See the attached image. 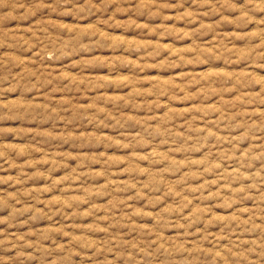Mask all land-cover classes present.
I'll return each mask as SVG.
<instances>
[{
  "label": "clouds",
  "instance_id": "1",
  "mask_svg": "<svg viewBox=\"0 0 264 264\" xmlns=\"http://www.w3.org/2000/svg\"><path fill=\"white\" fill-rule=\"evenodd\" d=\"M194 2L198 5H211L213 10H215V4H218L221 9L237 12L233 23H241L245 27L256 23L257 30L248 32L247 36L255 37L261 43L250 47L248 55L253 60L256 57L264 59V27H261L264 25V20L255 21L258 12L264 13V0H245L242 8H236L232 0H215V4H212V0H194ZM120 3L121 0H100L99 4L96 0H28V3H23V0H0V10H7V16L4 18L8 20L24 21L27 16L33 15V9L42 11L44 14L72 19L74 16L87 14L93 10L102 12L113 4L119 7ZM153 6H156V0H138L136 8L131 10L146 12ZM21 7L24 9L23 14L14 15L20 12ZM177 18L187 19L189 23H192L195 20V14L185 13ZM108 23L114 27H124L128 22L110 18ZM205 27L207 26L201 24V28ZM21 31L25 30L0 28V49L8 50V54L0 55V120L18 124L33 120L44 126L41 132L43 139L63 142L66 147L75 145L73 151L122 150L131 155L126 159H110L104 155L100 157V161L87 160L84 164L78 162L81 168L102 162L104 171L103 173L89 171L83 174L73 171L72 174L63 176L61 179L64 182L71 183L79 180L83 184L91 183L93 186L78 189L77 191L82 193L80 195L62 194L61 197L51 201H44L48 206L47 212L38 208L36 204L39 202L40 191L48 192L49 188L38 190L36 194L29 191L17 197L0 198V210L8 211V215H0V224L7 225L9 228L16 227L22 222L27 223L22 220L25 216L33 224H37L42 219L45 223L52 221L55 224L54 217L57 215L65 220V223L59 227L53 226L34 233L17 234L0 230V249L8 247L14 250L11 260H0V264H39L41 260L49 261L50 264H73L72 257L77 254V249L79 254L92 259L93 264H97L98 260L99 264H117V261L119 264H205V262L206 264H228L229 260H232L233 264H260L264 260V219L261 224H257L253 209L243 207L246 201H250L257 205L255 211L264 212V190H262L264 189V175H262L264 173V143H256L260 137L264 136V112L258 114L257 122L252 119V114L240 113L237 119L236 116L225 115L221 109L219 119L212 120L211 114L217 112L215 108L170 110L171 103L175 99L182 98L188 102L196 100L201 104L206 103L203 91L195 96H189L185 92L181 97L182 90L178 87H169L166 91L154 88L153 94L156 98L151 103L148 102L147 94L143 95L144 103L142 104L133 105L125 102V107L142 109L149 114L142 119L123 116L120 119H113V126L120 132L118 139L97 140L95 134L91 132L83 136H73L69 129L76 130L77 124L87 125L97 130L102 129L104 120L101 117L109 119V114L95 105H74L70 102H58L50 97L60 88L63 89L64 94L79 96L91 89L113 87L114 81L108 78L89 77L85 73L89 70H106L111 74L116 64L102 60L96 56L95 51L100 47L115 46V43L105 39L98 30L81 32L76 29L69 32L51 20L35 25L34 30L28 29L24 36L19 34ZM199 31L200 29H196L194 33ZM174 34L181 37L189 35L182 30H177ZM123 47L129 53L141 54L142 51L140 45L124 44ZM37 50L38 57L34 55L37 65L71 64L73 60H78L77 63L72 64V68L81 78L65 75L63 70L60 74H56L50 69L38 66H35L34 71L33 67L29 66L31 61H25L23 57L29 52L36 53ZM165 50L159 46H152L150 51L143 50V56H159ZM167 51L170 52V50ZM223 51L225 55H232L230 50ZM17 52L19 56L15 55ZM204 55L212 60L216 59V54L210 51ZM88 56L92 59L82 58ZM180 63L183 64L184 61ZM14 69H20V71L14 72ZM188 79L191 80V77ZM222 80L223 82L217 81L221 92L229 91L228 85L231 84L235 86L237 92L249 93L244 97L246 102L254 101L255 105H264V77L256 78L254 73H249L239 81L224 78ZM151 83L158 82L151 81ZM203 83L211 84L212 81ZM5 84L9 87L5 88ZM41 89L49 90L48 97H41L45 100L42 104L30 103L27 100L16 102L8 100L4 95L8 92L35 97ZM209 94L218 95L215 90ZM165 96L168 97V104H164L160 99ZM225 107L229 112L234 110L232 104H227ZM160 109L166 111L165 116L154 115ZM62 114L65 127L57 129L55 124L62 119ZM197 117L202 118L201 122L207 126L196 127ZM178 119H183L184 124H176ZM221 126L228 135H219ZM179 127H182L183 131H178ZM210 129H216V131ZM153 140L167 147V153L150 152L147 156L141 157L140 152L147 151L149 147H156L155 144L150 143ZM225 142H227L226 148ZM244 142L252 144L248 151L239 148V145ZM204 151L208 152L205 159H191L194 153L202 154ZM237 151L240 155L235 157L232 171L229 172L221 165L227 164L229 154L235 155ZM16 155L22 156L24 153L17 151ZM176 156L182 159L178 160ZM0 158L8 159V152L0 150ZM214 161H219L220 165ZM137 162L147 167H139ZM254 162L260 163L259 170L253 167ZM39 163L48 164L50 161L40 160ZM121 167L129 179L113 182L112 169ZM193 167L197 168L196 172L191 170ZM21 175L32 180L49 179L38 171L31 176L23 172ZM167 176H173L174 179L172 181L162 179ZM209 176L216 179H208ZM201 178H204V183L193 188V183ZM8 179L13 178L0 177V181ZM100 180H105L107 183L100 184L98 183ZM221 183L224 185L223 188ZM55 186V184L51 185V187ZM213 188L221 189V191L214 192ZM221 192L227 195H221ZM129 193H134L133 201L153 208V211L146 212L143 207L129 208L127 200L121 201L118 198L121 194ZM253 193L256 194L253 195ZM189 196L193 199H188ZM97 198L107 199L108 203L96 204ZM196 200L204 205L220 200L223 202L222 211H229L234 207L239 208L240 211L235 216H218L208 219L211 209L199 207L194 202ZM84 205L88 206L87 211L81 210ZM245 215L248 219H241ZM85 219L94 220L95 223L78 222ZM135 220L141 223H134ZM69 221L71 223H68ZM145 221H151L152 226L148 227ZM100 224H106L107 227L100 228ZM69 228L71 231L67 230ZM213 228L221 235L227 234L237 239H229L228 243L231 247L225 248L215 236L210 235V230ZM121 231H127L135 235L137 239L125 240L119 235ZM165 231L182 233L176 237L178 241L186 242L195 238L197 242L185 246L184 243L170 241L163 235ZM84 233H103L106 239L97 241ZM243 235H256L259 240L247 242L240 238ZM57 237L67 239L69 243H59ZM205 240L210 242V248L199 246ZM46 241L50 242L51 247L46 245ZM101 244L104 245L103 248L100 247ZM245 245L247 252L244 251ZM212 249H218V251ZM89 251L92 252L91 257H88ZM109 254L115 256V259L109 260ZM251 255H255L257 260L250 261Z\"/></svg>",
  "mask_w": 264,
  "mask_h": 264
},
{
  "label": "rangeland",
  "instance_id": "2",
  "mask_svg": "<svg viewBox=\"0 0 264 264\" xmlns=\"http://www.w3.org/2000/svg\"><path fill=\"white\" fill-rule=\"evenodd\" d=\"M100 0H96L99 4ZM138 0H121L119 7L115 4L108 6L102 12H96L95 10L88 12L87 14H80L79 16H74L72 19H65L63 16L56 17L51 14H44L42 11L33 9V15L27 16L24 21L8 20L4 17L7 16V10H0V28L4 30L8 29H23L19 34L21 36L25 35L28 29H33L35 25H39L42 21H55L58 25L66 28L69 32L78 29L81 32L84 31H100L105 39L110 40L115 43V46H105L97 48L95 51L96 56L102 60L110 61L116 64L112 73L109 74L108 71H97L89 70L85 73L86 76L93 78H108L114 81L113 87L102 88L99 90L91 89L89 91L83 92L79 96L64 94L63 89H58L50 97L58 102H70L74 105H95L96 107L104 109L109 114V119L104 120V127L100 130L92 128L90 126L80 124L76 125V130L69 129V132L73 136H83L89 132L95 134L97 140L104 138L118 139L120 132L113 126V119H120L123 117L142 119L149 113L142 110L136 109L135 107H125V102L131 104L144 103L143 95H148V102L151 103L156 97L153 94L154 88H159L161 90H167L169 87H178L181 89V97L184 96L185 92L189 96H195L197 93L203 91L205 93L206 103L201 104L196 100L191 102L184 101L181 99H175L170 106V110L187 111L194 108H215L217 112L211 114L212 120L219 119V111L222 109L225 115L236 116L239 119L240 113L252 114V119L257 120L258 114L264 112V105H255V102L248 103L245 101L244 97L249 93L246 91L237 92L234 85L229 84V91L221 92L217 81L223 82L222 78L226 80L236 79L241 80L243 77L247 76L249 73H254L256 78L264 77V59L256 57L254 60L248 55L249 49L252 46L261 43L255 37L247 36L248 32H255L257 30L256 23L248 24L246 27L241 23H233L236 19L237 12L231 9H221L218 4H215V0H212V4H215V10H213L211 5H198L194 0H156V6H153L150 11L139 12L132 11L137 6ZM23 3H28V0H23ZM245 0H232V4L236 8H242L244 6ZM29 6H31L29 4ZM24 12L23 7H21L19 13H14V15H22ZM162 12V14H161ZM185 13L195 14V20L189 23L187 19H178L177 17H182ZM167 17V19H165ZM110 18H114L116 21H127L124 27H114L111 23H108ZM226 18V20L224 19ZM264 20V13L258 12L255 16V21L259 22ZM201 24L207 27L201 28ZM132 25V26H129ZM264 27V25H261ZM200 29L199 32L194 30ZM177 30H182L183 32H188L187 36H178L174 33ZM124 44L129 46H141V54L129 53ZM152 46H159L162 49L161 55L154 57H144L143 50H151ZM200 51L197 52L196 50ZM224 49L230 50L232 55L228 56L224 54ZM167 50H170L167 51ZM212 52L216 54V59L212 60L204 55L206 52ZM191 53H196L192 55ZM8 54V50L0 49V55ZM19 56V53H15ZM34 55L38 57V50L36 53L29 52L28 55L24 56L25 61H31L30 67H33L35 71V66L41 68L50 69L53 73L60 74L63 70V74L69 76H76L77 79L81 77L73 71L72 64L78 62V60H73L71 64H44L37 65V59ZM177 57L179 59H177ZM83 59H92L91 56L82 57ZM184 61L183 64L180 62ZM136 65L138 67H133ZM178 66V67H177ZM20 69H14V72H19ZM191 77V80L188 78ZM151 81H157L158 83L153 84ZM204 81H212L211 84H204ZM188 85V87H186ZM5 88L9 87L8 84L4 85ZM213 90H215L218 95H210ZM4 95L8 100L16 102H24L27 100L30 103L42 104L45 102L41 97H48L49 90L41 89L36 93L35 97H29L24 94H15L5 92ZM104 98V99H100ZM164 104H168V97L160 98ZM227 104L234 105V110L229 112L225 107ZM242 105H244L242 107ZM55 107V105H52ZM156 116H165L166 111L160 109L154 113ZM191 119V117H189ZM202 118L197 117L196 127L204 128L205 125ZM183 119H178L175 123L178 125L184 124ZM55 127L57 129H63L65 124L62 119L56 122ZM220 136L228 135V133L223 130L221 126ZM44 130V126L36 123L33 120H28L22 123L9 122L8 120H0V150H6L8 152V159L0 158V177H11L13 179H8L0 181V198H10L17 197L20 194H27L29 191L34 194L38 190H43L49 188L48 192L40 191L39 202L36 206L45 212L48 211V206L44 201H51L57 197H61L62 194L67 195H80V188H90L93 185L83 184L79 180L67 183L62 181L63 176L72 174L73 171L79 172L81 174L86 172L103 173L104 169L102 167V162H97L89 165L88 167L81 168L79 164H84L87 160L100 161V157L107 155L110 159L114 158H127L131 153L122 150H112V151H73L72 146H65L63 142H55L50 140H45L41 136V132ZM178 131H183L182 127L177 129ZM211 131H216V129H210ZM233 135L235 133H232ZM150 143L155 144L156 147H149L147 151L140 152L141 157L147 156L150 152L167 153V147L160 144L159 141L153 140ZM257 144L264 143V136L260 137ZM209 147H212L209 145ZM224 147H227V142H225ZM252 147L251 143L244 142L239 145V148L248 151ZM23 152L24 155L17 156L16 152ZM256 150L254 149V152ZM208 155L207 151L202 154L200 152L194 153L191 156L193 160H203ZM240 152L237 151L235 155L229 154V162L223 164L227 171H232L233 162L235 157H238ZM176 159H182L180 156H176ZM40 160L50 161L48 164L39 163ZM30 161L32 163H30ZM139 167L146 168L140 162H137ZM217 165H220L219 161H214ZM260 163L254 162L253 167L259 170ZM193 172L197 171V168L193 167L191 169ZM41 172L48 176V180H32L28 179L26 176L21 175V173L31 176L34 172ZM241 171H244L241 169ZM264 175V173H262ZM129 177L123 172V167L120 169L113 168L111 180L113 182L120 181L123 182L128 180ZM172 181L173 176L162 177ZM208 179H216V177L209 176ZM98 183H107L105 180H100ZM200 183H204V178L193 183V188L199 186ZM55 184V187L51 185ZM235 186V185H234ZM224 185L221 183V188ZM264 190V189H262ZM212 191H221V189L213 188ZM205 191V195H207ZM256 193H253L255 195ZM221 195L226 196L227 194L221 192ZM134 193H129L127 195L121 194L118 198L121 201L127 200L129 208H141L144 211H153V208L147 207L138 201H133L132 197ZM188 199L192 200L191 196ZM199 207H207L211 209L208 219H214L218 216H235L236 213L240 211L239 208L234 207L229 211H222L221 205L222 201L216 200L214 203H209L207 205L200 204L198 200L194 201ZM96 204L105 205L108 203L107 199L97 198ZM171 203V201H169ZM19 207V205H17ZM245 209H253V215L255 217V222L261 224L262 219H264V212L255 211L257 205L253 202L246 201L243 205ZM82 211H87L88 206L84 205L81 209ZM70 211V210H68ZM103 213H101L102 215ZM119 214V213H117ZM0 215H8L7 210H0ZM46 219V218H45ZM243 220H247L248 216L245 215L241 217ZM22 220L27 221V223H20L16 227L9 228L7 225L0 224V230L6 232H14L17 234L29 233V232H39L42 229L49 227H59L65 223L64 218L57 215L54 217L55 224L52 221L47 223L42 219L37 224H33L27 219V216L23 217ZM79 223H95L94 220L85 219L78 221ZM68 223H71L69 221ZM134 223H141L139 220H135ZM148 227L152 226L151 221H145ZM100 228L107 227L106 224H100ZM71 231V228L67 229ZM77 234H81L77 232ZM90 235L92 239L97 241H103L106 239L103 233H84ZM121 237L125 240H136L135 235L129 234L127 231H121L119 233ZM168 240H175L176 243H184L185 246H190L195 244L197 240L195 238L189 239L188 241H178L176 237L182 235L178 232L165 231L163 233ZM210 235L215 236L216 239L225 248L231 247L228 240H235L237 237H229L227 234L221 235L215 228L210 230ZM35 237H33L34 239ZM241 239L250 242L253 240H259L256 235H243ZM59 243L68 244L67 239L56 238ZM203 239V238H201ZM47 246L51 247L50 242H45ZM201 248H210L211 244L208 240H205L199 245ZM100 247H104L103 244ZM213 251H218V249H212ZM235 250V249H233ZM259 250V248H257ZM244 251L247 252V246L245 245ZM77 254L73 255V264H93V260L86 258L85 256L79 254V249L76 250ZM14 255V250L8 247L0 249V260L8 261L11 260ZM226 255V253H224ZM92 256V252H88V257ZM109 260L115 259V256L109 254ZM250 261H256L257 257L255 255L249 256ZM39 264H50L49 261L41 260ZM99 264V260L97 261ZM119 264V261H117ZM206 264V262H205ZM228 264H233L232 260L228 261ZM264 264V260L260 262Z\"/></svg>",
  "mask_w": 264,
  "mask_h": 264
}]
</instances>
